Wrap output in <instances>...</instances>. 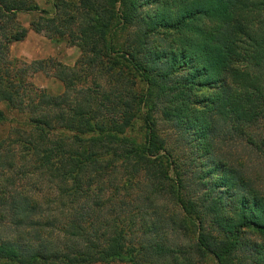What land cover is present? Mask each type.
Masks as SVG:
<instances>
[{
  "label": "trees",
  "instance_id": "trees-1",
  "mask_svg": "<svg viewBox=\"0 0 264 264\" xmlns=\"http://www.w3.org/2000/svg\"><path fill=\"white\" fill-rule=\"evenodd\" d=\"M52 5L0 0V264H264V190L223 152L264 159V0ZM21 13L75 64L11 57Z\"/></svg>",
  "mask_w": 264,
  "mask_h": 264
},
{
  "label": "rangeland",
  "instance_id": "rangeland-1",
  "mask_svg": "<svg viewBox=\"0 0 264 264\" xmlns=\"http://www.w3.org/2000/svg\"><path fill=\"white\" fill-rule=\"evenodd\" d=\"M42 8L53 11V0H36ZM36 16L34 13H21L18 16L19 22L29 28L27 37L23 41L11 43V57L21 59L25 62H32L40 59H56L68 66H73L79 58L78 49L69 44L66 40L55 41L44 34L36 33L30 29V20ZM51 70V69H50ZM52 73V71H51ZM31 83L39 88L58 94L64 89L63 83L52 74L42 71L31 74ZM230 158H238L239 161L245 163L246 169L252 175L259 186L264 190V159L260 158L255 152L244 148L238 144H228L223 148Z\"/></svg>",
  "mask_w": 264,
  "mask_h": 264
}]
</instances>
